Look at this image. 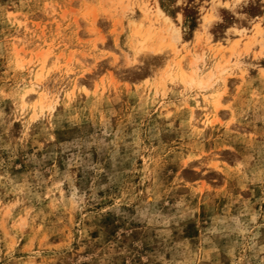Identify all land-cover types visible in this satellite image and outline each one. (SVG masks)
<instances>
[{
    "label": "rangeland",
    "instance_id": "1",
    "mask_svg": "<svg viewBox=\"0 0 264 264\" xmlns=\"http://www.w3.org/2000/svg\"><path fill=\"white\" fill-rule=\"evenodd\" d=\"M0 264H264V0H0Z\"/></svg>",
    "mask_w": 264,
    "mask_h": 264
},
{
    "label": "bare ground",
    "instance_id": "2",
    "mask_svg": "<svg viewBox=\"0 0 264 264\" xmlns=\"http://www.w3.org/2000/svg\"><path fill=\"white\" fill-rule=\"evenodd\" d=\"M157 11H158V13H160L161 15H163V17H164V19L165 20H169V17L167 16V15H165V14H163L162 13V11L160 10V9H157ZM178 32V31H177ZM173 40L175 41V36H174V38H173ZM173 41V42H174ZM172 41L171 42H167L166 43V45H168L172 50L174 49V43H173ZM236 43H237V40H234L229 46H228V49L229 50H232L233 48H234V46L236 45ZM220 65H216V68L217 67H219ZM219 71L222 69V66H220L219 68ZM213 75V73H211V72H208V75L206 76V77H203V78H201V79H199L198 81H197V83L199 84V85H201V86H204V85H206V84H208L207 82H208V80L210 79L209 77H211ZM184 78H185V80L187 81V82H189L188 84H190V83H195L196 81H195V79H194V77L192 76V74L191 73H187V74H185L184 75ZM186 81H184V82H186Z\"/></svg>",
    "mask_w": 264,
    "mask_h": 264
}]
</instances>
